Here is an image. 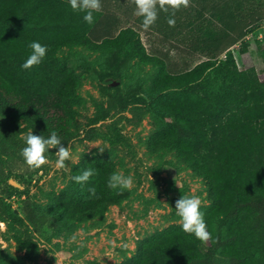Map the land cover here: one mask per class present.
I'll use <instances>...</instances> for the list:
<instances>
[{
	"label": "trees",
	"instance_id": "obj_1",
	"mask_svg": "<svg viewBox=\"0 0 264 264\" xmlns=\"http://www.w3.org/2000/svg\"><path fill=\"white\" fill-rule=\"evenodd\" d=\"M221 11L226 15L225 28L210 41L214 55L224 54V58L211 57L179 74L168 72L160 60L150 56L133 28L93 44L114 54L122 66L137 57L162 68L148 95V106H133L131 117L124 118L136 126L147 113H153L157 120L149 151H175L181 163L208 183L212 200L205 215L212 234L208 244L185 233L182 226H171L140 241L136 254L123 264H215L217 253L229 264H264V80L254 68H238L230 48L240 43L239 52H244L247 27L233 20V11L213 12L219 17ZM83 15L64 0H0L1 195L11 196L8 181L13 171L28 167L21 150L29 131L45 138L55 131L66 147L81 129L77 92L85 75L56 54L61 47L90 44L102 14H94L93 24L86 23ZM33 41L48 51L41 64L24 70L21 65ZM109 91L105 88L106 96ZM107 97L106 111L119 108L116 95ZM106 111L86 125L84 137H101L117 146L122 138L118 120L93 126L107 117ZM54 153L50 150L45 155ZM88 168L95 170L88 182L79 185L72 180L73 190L54 199V219L84 222L101 216L127 196L126 190L107 187L115 172L109 156L83 158L73 176ZM93 187L95 196L88 191ZM23 213L21 218L1 197L5 235L23 255L0 256V264H23L36 257L33 232L44 218L29 200L24 202Z\"/></svg>",
	"mask_w": 264,
	"mask_h": 264
},
{
	"label": "rangeland",
	"instance_id": "obj_2",
	"mask_svg": "<svg viewBox=\"0 0 264 264\" xmlns=\"http://www.w3.org/2000/svg\"><path fill=\"white\" fill-rule=\"evenodd\" d=\"M101 4L102 15L90 35V44L61 47L56 54L62 62L85 75L77 92L81 100L76 107L81 129L66 146L72 153V161L66 162L64 168L57 167L55 152L38 170L15 169L8 181L13 188L11 196L0 194V199L4 196L11 210L21 218L26 200L44 218L43 225L33 232L36 257L31 262L24 260L23 264H123L136 254L140 241L171 226H181L175 208V201L181 196L199 197L205 215L212 205L208 183L181 163L175 151H149L157 120L153 113H147L136 126L124 118L131 117L129 110L133 106H148V95L162 68L137 57L122 66L114 54L93 44L115 36L121 29L133 28L146 52L160 60L168 72L179 74L211 57L224 58V54L214 55L210 38L224 30L226 15L221 11L216 17L213 11H233L236 16L233 20L243 21L247 34L253 31L250 30L253 26L264 25V0H190L189 7L176 11L174 27L167 22L170 10L159 12L157 21L147 31L142 28V17L135 14L131 0H101ZM244 40V52H239L240 43L230 48L238 68H254L264 80V35L259 40L254 37ZM105 88L110 89L109 96L116 95L119 108L106 111ZM122 107L126 108L124 112ZM105 111L107 117L93 126L118 120L122 138L117 146L101 137L94 140L84 137L86 125L104 116ZM102 156L111 158L115 172L133 177V186L125 189L127 196L119 205L109 206L101 216L84 222L54 219L53 201L73 190L76 167L85 157ZM5 230V223L0 220V256L6 259L22 256L23 252H17ZM215 264L229 262L217 253Z\"/></svg>",
	"mask_w": 264,
	"mask_h": 264
},
{
	"label": "clouds",
	"instance_id": "obj_3",
	"mask_svg": "<svg viewBox=\"0 0 264 264\" xmlns=\"http://www.w3.org/2000/svg\"><path fill=\"white\" fill-rule=\"evenodd\" d=\"M135 5L136 15L142 17V28L147 31L155 24L159 12L169 13L168 24L170 27L175 26L176 11L181 7L190 6V0H131ZM70 7L73 11L83 13V19L88 24L95 22L94 14L102 10L101 0H69ZM28 47L32 50L26 60L22 63L21 68L28 70L41 64L47 54V46L33 41ZM26 146L21 150L29 168L38 169L47 163L45 155L50 150H55L57 154V167L64 168L66 162L72 161V153L69 147H65L57 133L53 131L48 138L41 135L33 134L29 131L25 136ZM103 151V149H101ZM94 169L88 168L81 174L72 177V180L79 185L89 181L94 174ZM133 186V177L125 176L121 172L110 174L107 187L112 190H125ZM89 193L95 196V188H89ZM175 208L180 220V224L185 233L194 235L196 239L207 243L212 239V234L208 230L205 222V213L201 210L202 200L197 196H181L175 201Z\"/></svg>",
	"mask_w": 264,
	"mask_h": 264
},
{
	"label": "built area",
	"instance_id": "obj_4",
	"mask_svg": "<svg viewBox=\"0 0 264 264\" xmlns=\"http://www.w3.org/2000/svg\"><path fill=\"white\" fill-rule=\"evenodd\" d=\"M263 35H264V25L260 28L258 27L256 29H254L252 32L248 33L246 38L254 37L255 39L259 40V39H262Z\"/></svg>",
	"mask_w": 264,
	"mask_h": 264
},
{
	"label": "bare ground",
	"instance_id": "obj_5",
	"mask_svg": "<svg viewBox=\"0 0 264 264\" xmlns=\"http://www.w3.org/2000/svg\"><path fill=\"white\" fill-rule=\"evenodd\" d=\"M246 34H247V33H246ZM246 40H247V39H246ZM246 40H245V41H246ZM248 41H249V40H248ZM241 44H243V42H241ZM239 46H240V45H239Z\"/></svg>",
	"mask_w": 264,
	"mask_h": 264
}]
</instances>
